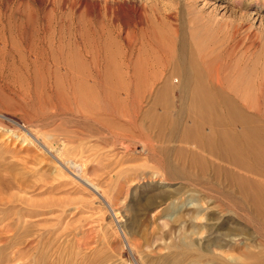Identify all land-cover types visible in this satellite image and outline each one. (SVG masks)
I'll return each mask as SVG.
<instances>
[{
    "label": "rangeland",
    "instance_id": "rangeland-1",
    "mask_svg": "<svg viewBox=\"0 0 264 264\" xmlns=\"http://www.w3.org/2000/svg\"><path fill=\"white\" fill-rule=\"evenodd\" d=\"M199 67L258 161L193 143ZM263 155L264 0H0V264H264Z\"/></svg>",
    "mask_w": 264,
    "mask_h": 264
},
{
    "label": "bare ground",
    "instance_id": "bare-ground-1",
    "mask_svg": "<svg viewBox=\"0 0 264 264\" xmlns=\"http://www.w3.org/2000/svg\"><path fill=\"white\" fill-rule=\"evenodd\" d=\"M199 64H201V63H199ZM203 64H206V63L204 62ZM189 66H191V65H189ZM176 67H177V63L175 65V69L177 70ZM204 68L205 69H203V67L202 68L199 67V68L193 69L189 72V75H188V81H189V83H191V87L193 89V100L198 104L199 110H198V115L196 117L197 120L195 119L192 122L193 125H192L191 129L188 128L187 130L190 131L191 133L194 131L195 134H194L193 143L195 144V146L197 145L200 148L205 147L209 152H211V153L214 152L217 154V156H219V158L224 159L227 157V153H229V152L230 153H232L233 151L239 152L240 149L239 150L237 149L238 147L235 146L234 141L240 137L242 139H247V141H248L249 137L247 135L249 133H252V129H249V128L245 129L244 127L243 128L240 127L238 130V128H237L238 126L242 125V124L238 125V123H241L242 120L245 118H244L242 112L239 113V112L235 111V109H234L235 106L232 107L234 104V100L237 99V97L240 95L238 90L235 92L233 91L234 92L233 93L232 91H227L226 89H224V85L226 83L228 84V78H229L228 74H225L224 73L225 71L223 72V69L221 67H219L215 73L213 72V73H209V74L207 72L208 70L206 69V67H204ZM174 74H177V73L175 72ZM179 80H180V78H178V81ZM168 81H169V79H167V82ZM176 81H177V78H176ZM179 84H180V82H179ZM166 87L167 86L165 83V88ZM156 101L159 102V104L160 103L162 104L163 102H165V104H166V98L164 96V90H162L161 94L158 96ZM218 109L223 110L222 115L219 114ZM145 114H146V116L144 115L143 121H145L147 123V125H146L147 128L149 130H152V131L155 130L153 137H151V141L147 142L146 144H147L148 148L150 149V151L152 149V151L154 153L155 152L161 153L165 149L160 147L161 145L159 146L158 143L161 142L162 136H164L166 134V131H165L166 126L165 125L167 122H169L168 121L169 117L167 115H159L154 110H151V108L149 110H146ZM147 115L150 116L149 117L150 119H148ZM224 119H227L228 121H230L232 123V127L235 126V128L229 129L228 127H230V126L229 125L226 126L224 124L225 123V122H223ZM176 125H177V123L174 120L169 122V126H168L170 128L169 133H168V135H169L168 141L169 142H171L170 140L172 138H175V136L177 135L176 134L174 136L175 131H176L175 130ZM233 129H235V132H233ZM251 140H253V139H251ZM247 141H245V142H247ZM246 145H247V143H246ZM248 146H249L250 151L255 155L254 159H256V161H258L259 155H257L256 151H257L259 144H256L255 142H252V141H248ZM169 148H171L170 145L167 147V149H169ZM231 159L238 161V157H236V156L231 157ZM239 159H240V157H239ZM260 161H262V160L260 159ZM166 174H167V171H166ZM169 179H173V178L171 176L165 175V180H169ZM89 184H90V186L93 187V189L96 192L99 191V189L94 184H92V183H89ZM259 198H260V200L257 197L250 195V201L253 205H257L260 202L262 203L264 201L263 198H261V197H259Z\"/></svg>",
    "mask_w": 264,
    "mask_h": 264
}]
</instances>
